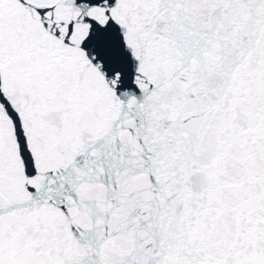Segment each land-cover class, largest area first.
I'll return each mask as SVG.
<instances>
[{"label": "snow or ice", "instance_id": "1", "mask_svg": "<svg viewBox=\"0 0 264 264\" xmlns=\"http://www.w3.org/2000/svg\"><path fill=\"white\" fill-rule=\"evenodd\" d=\"M0 264H264V0H0Z\"/></svg>", "mask_w": 264, "mask_h": 264}]
</instances>
